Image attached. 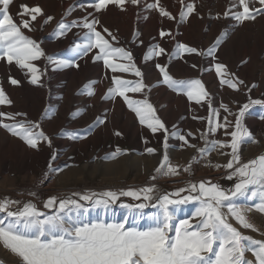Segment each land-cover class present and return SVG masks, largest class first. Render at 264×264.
Instances as JSON below:
<instances>
[{"label":"snow or ice","instance_id":"obj_1","mask_svg":"<svg viewBox=\"0 0 264 264\" xmlns=\"http://www.w3.org/2000/svg\"><path fill=\"white\" fill-rule=\"evenodd\" d=\"M125 2L126 0H94L88 7L97 13L106 10L110 4L125 10ZM128 2L137 5L139 0ZM13 3L14 0H0V61H6L8 65L14 64L24 73L29 83L38 85L47 70H42L36 63L42 58L54 64L56 68H78L77 59L93 53V61H102L113 73L112 86L107 89L104 98H122L142 126H146L153 134L163 133V155L154 170L155 174L149 178L151 181H155L158 176H179L181 170L191 174L192 165L198 162L199 158H205L212 151H220L221 155L229 157L227 162L213 164L208 161L207 166L217 170L223 168L227 173L226 178H235L236 182L227 189L211 179H201L189 180L183 187L171 192L160 191L155 183L139 188L72 192L66 196L54 195L44 200L43 208L52 210L50 213L42 211L32 200L21 202L8 197L0 198V213L4 214V217L0 218V245L15 254L20 264H264V239H255L240 230L243 228L259 231L250 222L248 213L253 210L264 213V153L247 161H243L240 155L243 143L257 142L244 123L245 116L254 106L264 107V99H253L249 96L247 102L236 111H232L229 105L223 102L217 108L213 106L211 95L201 79H175L166 70L167 65L156 63L155 67L162 76L163 84L172 90H179L189 101H195L202 106L207 104L208 115L199 117L200 120L206 121V127L199 135L204 146L198 147L188 140V137L194 135L192 132L183 133L176 125L169 131L154 105L144 95L150 85L144 82L143 73L136 66L132 52L117 46L118 37L107 27L100 25L99 19L93 16V13L89 12L81 19L66 21L65 17L70 15L75 7L69 6L52 34L55 37H64L74 27L86 31H83L82 35H76L77 42L69 49L73 54L72 58L55 59L53 55L46 54L40 41L24 31H35L32 24L38 17H43V25L49 24L54 17L46 15L39 4H20L14 18L11 12ZM257 3L259 7L255 6ZM181 4L179 17L183 22L195 11V6L185 0H181ZM145 7L158 10L161 17L176 19L160 0L147 3ZM259 14H264V0H232L230 8L223 16L231 17L240 24L255 20ZM98 25L101 30L97 29ZM104 34H107L108 38ZM159 35L171 36V32L161 30ZM225 35L226 32L222 31L206 51L177 42L168 54V59L171 61L188 53L206 55L215 61L214 53ZM165 53V48L160 44H152L148 46L143 58L148 61ZM192 67L195 68L196 65L193 64ZM214 69L216 76L220 78L221 86L227 85L233 90H239V86L244 84L234 73H229L223 63L215 62ZM130 72L138 79H124L115 74ZM8 80L12 85L20 84V81L11 75ZM91 86V83L86 84L85 88ZM128 93L141 94L143 98H133ZM88 94L92 95L93 92L89 91ZM11 104L12 100L0 85V105ZM221 109L225 113L222 119ZM26 117V113L0 111V127L19 137L33 149L38 148L40 141H46L51 146V139L41 129L40 122ZM5 119L10 122H4ZM193 119L197 117L194 116ZM97 122L104 123V120L97 117L94 123ZM221 130L224 139L209 138ZM114 134L121 135L119 131ZM66 135L69 139L85 138L74 131H68ZM170 137L180 141L181 148L187 146L196 149L198 155L192 156L187 165L173 164L168 155ZM225 149L230 151H223ZM145 151L154 154L157 150L147 147ZM126 152V149L117 146L105 158L115 159ZM55 159L54 152L52 160ZM49 168H52L51 162ZM29 195L36 197L37 193L31 192ZM122 197L131 198L135 202L128 203L122 200ZM241 198L252 201V205L238 203ZM117 204L127 211L120 219L97 218L89 222L80 219L81 215H86L91 209H101L107 213ZM188 204H192L194 210L187 218H179L177 211L181 206ZM13 205L16 206L14 209ZM147 209L154 210L147 216L150 223L146 227L140 226L139 222L145 219ZM130 220L134 223H130ZM232 220L240 227L234 226ZM246 253H251L253 259H248Z\"/></svg>","mask_w":264,"mask_h":264},{"label":"rangeland","instance_id":"obj_2","mask_svg":"<svg viewBox=\"0 0 264 264\" xmlns=\"http://www.w3.org/2000/svg\"><path fill=\"white\" fill-rule=\"evenodd\" d=\"M41 1L44 2V0ZM46 1L47 4H44L46 6H43L40 0H14L11 5V12L15 18V13L19 11L20 4L29 6L39 4L46 15L55 18L54 11L56 6L59 5V0ZM66 1L70 5H75L71 14L65 17L66 21L81 19L91 12L93 16L99 19L100 25L107 27L114 34L120 33L117 46L130 50L136 66L143 73L144 82L148 85L151 84L150 82L155 84V86L146 90L144 95L154 105L157 114L165 122L169 131L172 130L173 125H176L183 133L192 132L194 135L188 137V140L198 147L204 146V142L199 139V135L205 129L206 121L200 120L199 117L208 115L207 104L204 103L202 106L195 101H189L179 90H172L163 84L161 82L162 76L155 67L156 63L167 65L166 70L175 79H201L211 95L214 107L218 108L220 103L223 102L228 104L232 111H236L239 106L247 102L249 96L253 99H264V14L257 15L255 20L237 24L231 17L225 18L223 16V13L230 8L232 0H185L186 3L191 2L194 4L195 11L181 22L179 17V11L182 8L181 0H160L165 9L176 17L175 20L161 17L158 10L145 7V4L153 3L154 0H139L137 5H132L126 0L125 10H121L117 5L110 4L106 10L98 13L93 8L88 7L94 0ZM79 5H84V7L81 8ZM255 6L259 7V4L257 3ZM66 10L64 7L61 9L59 20L64 16ZM135 15L139 16L141 21L137 29L131 28L129 25L130 18ZM104 16L107 19L102 18ZM113 18L114 22L117 20L122 25V32L115 28V24L112 23ZM53 20L49 24L43 25V17H38L33 22L32 27L34 28L40 22L41 31L28 32L24 30L27 35L41 42V47L48 55L54 53L53 49L59 41L64 43L69 41V46L67 45L63 51L69 50L73 43L77 42L76 35H82V32L86 31L74 27L66 36L55 37L52 33L59 20L54 23V28L47 31ZM156 20L159 21L158 29H155L153 25ZM100 25L97 27H100ZM161 30L170 31L171 36L160 37ZM222 31H225L226 35L222 38L214 53L215 61L212 57L206 55L188 53H185L183 57H175L169 61L168 54L172 52L175 43H185L196 47L198 50L206 51ZM157 43L165 48L166 53L145 61L143 57L148 46ZM66 55L64 59L72 58L73 54L69 52ZM89 55L90 53L88 57H80L81 59L85 57V59L78 63L79 67L78 71L74 72L75 75L73 72H69L67 68H56L54 64L48 63L43 58L36 62L42 70L45 68L47 70L41 76L40 84L33 85L29 83L27 78L26 84L32 95L33 101L31 99L30 102L34 106L33 110L37 111L39 116L33 118L28 113L29 111L25 107L28 101L23 96L19 97L21 102H16L18 108L16 111L12 110V105H0L4 112L26 113L27 119L39 121L40 125H49L53 121L57 124L65 122L64 126L60 128L61 131H58L55 138L52 139L51 146L46 141L43 143L40 141L36 149L29 147L22 139L0 127V198L8 197L21 202L32 200L42 211L50 213L52 210L43 208L44 200L54 195L58 197L66 196L72 192H102L107 189L139 188L150 183H155L162 192H171L176 188L183 187L189 180L199 181L201 179H211L226 189L234 185L235 178L228 180L226 178L227 173L223 168L217 170L207 166L208 161L213 164L227 162L229 157L221 155L220 151H212L205 158H199L198 162L193 163L191 174L181 170L179 176H158L155 181H151L149 178L155 174L154 170L159 165L163 155V133H151L146 126L139 123L135 114L128 117L126 123H124L125 127L122 129L118 127L115 119L110 123L111 113L108 111V107L102 106V99L100 100L95 91L99 85H103L106 89L111 87L113 73L102 62L101 65L106 69V73L99 74L100 68L96 66L99 65L100 61H93V54ZM84 62H86V65ZM117 62L125 61L117 60ZM215 62L223 63L229 73H234L236 77L244 81V84L239 86V90H233L227 85H220V78L215 74ZM193 64L196 65L195 68L192 67ZM15 67L17 66L14 64L8 65L6 61H0V85L4 89L7 88V85L16 86L8 80V76H12ZM96 68L99 69L96 70ZM83 73L85 74L83 75ZM115 74L121 75L124 79H138L131 72ZM90 83L91 88L86 89L85 85ZM252 85L256 86L252 87ZM62 90L63 99L61 98L59 102L63 103L59 105L55 95H59ZM73 90L75 91L72 92ZM89 91H92L93 94L89 95ZM70 93L73 99L68 100L67 94ZM235 93L242 94L239 103L231 98ZM128 94L136 95L133 93ZM126 111L132 112L128 107H126ZM52 113L54 115H51ZM223 115L225 113L221 109V119ZM194 116L197 119H193ZM97 117L103 119L104 123H94ZM254 117L264 120L261 119V117H264V107L254 106L245 116L244 123L257 142H245L241 145L240 155L243 161L264 153V130L257 131L251 126L250 121ZM229 118L233 119V117ZM17 119H21V117H17ZM4 122L10 121L5 119ZM135 124L142 128L139 131L133 130L132 127H135ZM113 125H116V128ZM68 131H74L85 138L69 139L66 135ZM116 131H119L121 135H115ZM6 135L9 140L3 139ZM209 138L224 139L225 137L221 130L215 136ZM19 143L27 146L19 149ZM169 145L168 155L175 165H187L192 156L198 155L194 148L187 146L181 148V142L175 137H170ZM117 146L126 149V154L119 155L115 159L105 158ZM147 147L155 148L157 151L154 154H148L145 151ZM223 151L230 150L225 149ZM54 152L56 153V159L52 160ZM215 155H218V157ZM50 162L51 169L49 168ZM31 192H36L37 196H30L29 193ZM121 199L128 203L135 202L131 198L122 197ZM237 202L248 206L253 203L243 198ZM12 207L14 209L16 206L13 205ZM193 210L194 206L192 204L181 206L177 211V216L187 218ZM152 211L154 210H145V219L139 222L140 226H148L150 221L147 216ZM126 214L127 211L121 209L117 204L112 206L107 213L101 209H91L86 215H81L80 219L84 222L93 221L97 218L112 220L120 219ZM3 217L4 214L0 213V218ZM248 218L259 231L243 228H240V230L255 239H264V235H261V233H264V213L253 210L248 213ZM231 222L234 226L240 227L234 220ZM130 223L134 222L130 220ZM246 256L248 259H253L251 253H246ZM0 262L2 264H20L19 258L2 245H0Z\"/></svg>","mask_w":264,"mask_h":264},{"label":"bare ground","instance_id":"obj_3","mask_svg":"<svg viewBox=\"0 0 264 264\" xmlns=\"http://www.w3.org/2000/svg\"><path fill=\"white\" fill-rule=\"evenodd\" d=\"M40 2L43 4V6H46V5H44L45 3L47 4V1L46 0H44V2L43 1H41L40 0ZM59 5L58 6H56V9H55V11H54V16H55V18H54V20H53V23L47 28V31L49 30H51L52 28H54V23L56 22V21H58L59 20V16H60V11H61V9L64 7V8H66V9H68L69 8V6H70V4H69V2H67L66 0H59ZM51 6V5H50ZM106 16H104V17H102V18H104V19H107V17L105 18ZM109 18H111V16H109ZM140 17L139 16H137V15H135L134 17H132V18H130V20H129V25H130V27L131 28H136L137 29V27H139L140 26V19H139ZM18 19V18H17ZM117 19V18H116ZM158 19V18H157ZM113 20V24H115V28L118 30L119 29V31H121L122 32V25H120L119 24V22L117 21V20H115V22H114V18L112 19ZM145 20V19H144ZM42 22V21H41ZM153 25H154V27H155V29H158V26H159V21L157 22V20H156V22H153ZM128 27V26H127ZM34 29H35V31H37V32H39V31H41V23L39 22L35 27H34ZM80 30H83V29H81V28H79ZM97 29L98 30H101L100 29V27H97ZM28 31V30H27ZM29 32V31H28ZM36 33V32H35ZM80 33V32H79ZM111 33H113L112 31H111ZM114 34V33H113ZM122 34V33H121ZM105 36H106V38H108L107 37V34H104ZM114 35H116L117 37H119V35H120V33H116V34H114ZM248 35V34H247ZM69 40V39H68ZM57 42V41H56ZM70 42H71V40H70ZM69 44V41L68 42H60L59 41V43H57L55 46V48L53 49V51H54V53L52 54L53 56H54V58H58V59H64V57H66L67 55L66 54H68L70 51L69 50H67V51H63V50H65V48L67 47V45ZM74 44V43H73ZM69 46V45H68ZM51 49H52V47H51ZM52 51V50H51ZM95 51V50H94ZM50 53V52H49ZM93 54V53H92ZM90 55H91V53H90ZM89 55V56H90ZM87 57H88V55H87ZM86 57V58H87ZM84 59H85V57H84ZM84 59H81V58H78L77 59V63H79V62H81L82 60L84 61ZM96 62V61H95ZM86 62H84V64H85ZM101 63H102V61H100V63H98L97 65L98 66H96V67H99L100 68V70H99V74H101V73H106V69L103 67V65H101ZM86 65V64H85ZM95 65V64H94ZM89 67V66H88ZM65 68H67L68 70H69V72H75L78 68L77 67H74V66H70V67H65ZM98 68V69H99ZM64 69V68H63ZM87 69V68H86ZM86 69H85V71H86ZM89 69H90V67H89ZM97 68H96V70H98ZM2 70V69H1ZM95 70V69H94ZM78 71V70H77ZM83 71V70H82ZM85 71H83V72H85ZM7 72V71H6ZM76 73H74V75H75ZM81 74H82V72H81ZM80 74V75H81ZM85 73H83V75H84ZM68 75V74H67ZM12 76H13V78H15V79H17V80H19L20 81V84L19 85H16V86H10V85H7V88H5V91H6V93H7V95L9 96V98L12 100V106H11V108H12V110H15L16 111V109H18L17 107H16V102L18 101V102H21V101H19V97L20 96H23L24 98H25V100L26 101H28L27 103L28 104H26L25 105V107L28 109V113L34 118V116H39L37 113V111H34L33 110V108H34V106L32 105V103L30 102V100L32 99V95L30 94V88L28 87V85L26 84V77H25V75H24V73L22 72V71H20L19 70V68L18 67H15L14 68V70L12 71ZM7 77V76H6ZM80 77V76H79ZM73 82V81H72ZM76 82V81H75ZM151 84H150V88L151 87H153V86H155V84H152V82H150ZM96 87V86H95ZM95 90V89H94ZM75 90H73L72 92H74ZM69 92V91H68ZM71 92V91H70ZM71 92V93H72ZM106 92H107V89L103 86V85H99L97 88H96V91H95V94L97 95V96H99L100 97V100L102 99V103H103V105L102 106H104V107H108V111H110V113H111V116H110V123L112 122V121H114V119H115V121H116V123H117V125H118V127L120 128V129H122V128H124L125 127V124L124 123H126V120L128 119V117L129 116H133V112H127L126 111V107H127V105L123 102V99L122 98H120V97H115L114 99H105L104 98V96H105V94H106ZM66 93H67V91H66ZM67 94V99L68 100H70V99H73V96H72V94ZM129 95V94H128ZM66 96V95H65ZM130 96H132L133 98H137V99H139V98H143V96L141 95V94H136V95H130ZM63 97V90L60 92V94L59 95H55V98H56V101H57V103H59V105H60V103L61 102H59L60 101V99ZM231 98L236 102V103H239V101L241 100V98H242V94L240 93H235V94H233L232 96H231ZM18 99V100H17ZM63 99V98H62ZM65 99V98H64ZM99 99V98H98ZM76 100V99H75ZM32 101H33V99H32ZM55 101V102H56ZM97 101V100H96ZM72 102V101H71ZM165 102V101H164ZM234 102V103H235ZM63 103V102H62ZM61 103V104H62ZM70 103V102H69ZM76 103V102H75ZM34 105H35V103H34ZM111 105H112V107H111ZM8 106H10V105H8ZM62 106V105H61ZM70 106V105H69ZM52 107V106H51ZM56 107V106H55ZM65 107V106H64ZM68 108V106L66 107V109ZM83 108V107H82ZM94 108V107H93ZM110 108H112V109H110ZM50 109V108H49ZM62 109V108H61ZM79 109V108H78ZM96 109H97V107H96ZM4 109H2V108H0V111H3ZM25 110V109H24ZM81 110V109H80ZM85 110V109H84ZM88 110V109H87ZM98 110H99V108H98ZM104 110V109H103ZM61 111V110H60ZM79 111V110H78ZM23 112V111H22ZM89 114V113H88ZM51 115H54L53 113L51 114ZM86 115H87V113H86ZM78 116H79V114H78ZM94 118V117H93ZM47 120V119H46ZM59 120H60V118H59ZM90 120V119H89ZM95 120V119H94ZM85 121V120H84ZM86 122V121H85ZM89 122H91V121H89ZM65 123V122H64ZM64 123H60V124H57V123H55V121H53V123H51V124H49V125H47V124H43V125H41V129L45 132V134L51 139V142H52V139L53 138H55V136H56V134L58 133V131H61L60 130V128L62 127V126H64ZM74 123V122H73ZM135 123H138V122H135ZM85 124V123H84ZM250 124H251V126L253 127V128H255L257 131H263L264 130V120H260L258 117H254V118H252L251 119V121H250ZM76 125V124H75ZM75 125H74V127H75ZM129 125V124H128ZM67 127V126H66ZM72 127H73V125H72ZM113 127L114 128H116V125H113ZM118 127H117V129H118ZM142 128V127H141ZM140 127H139V125H137V124H135V127H132V129L133 130H136V131H139L140 129H141ZM63 137V136H62ZM2 139V138H1ZM3 139L4 140H9L8 139V136L6 135V136H4L3 137ZM4 142V141H3ZM42 143L44 142V141H41ZM7 143V142H6ZM4 144V143H3ZM40 144V143H39ZM19 145V149H23V148H25L26 146H24L23 145V143H19L18 144ZM28 148V147H27ZM18 149V148H17ZM28 150H29V148H28ZM160 155V154H159ZM215 156H217L218 157V155H215ZM161 157V156H160ZM159 157V158H160ZM17 160V159H16ZM216 160V159H215Z\"/></svg>","mask_w":264,"mask_h":264}]
</instances>
